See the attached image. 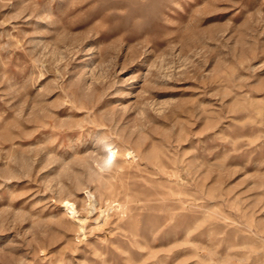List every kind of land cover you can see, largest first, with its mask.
I'll return each mask as SVG.
<instances>
[{
	"label": "rangeland",
	"instance_id": "1",
	"mask_svg": "<svg viewBox=\"0 0 264 264\" xmlns=\"http://www.w3.org/2000/svg\"><path fill=\"white\" fill-rule=\"evenodd\" d=\"M0 264H264V0H0Z\"/></svg>",
	"mask_w": 264,
	"mask_h": 264
},
{
	"label": "bare ground",
	"instance_id": "2",
	"mask_svg": "<svg viewBox=\"0 0 264 264\" xmlns=\"http://www.w3.org/2000/svg\"><path fill=\"white\" fill-rule=\"evenodd\" d=\"M92 203V202H91ZM93 204V203H92ZM87 205V204H86ZM74 206H73V204L72 203H68V202H66V208L68 209V211H70V212H73L74 210V208H73ZM92 208V207H91ZM87 211H89V210H87ZM86 211V212H87ZM91 211V210H90ZM74 212H76V211H74ZM93 212H94V210H93ZM101 213V212H100ZM70 214V213H69ZM106 214V213H105ZM84 218V217H83ZM80 220V219H79Z\"/></svg>",
	"mask_w": 264,
	"mask_h": 264
}]
</instances>
